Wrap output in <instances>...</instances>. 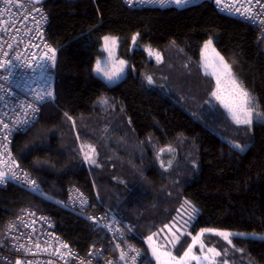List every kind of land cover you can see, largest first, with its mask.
Here are the masks:
<instances>
[{"label":"trees","instance_id":"16d2710c","mask_svg":"<svg viewBox=\"0 0 264 264\" xmlns=\"http://www.w3.org/2000/svg\"><path fill=\"white\" fill-rule=\"evenodd\" d=\"M43 1L57 53L55 96L15 136L13 152L45 192L0 188V240L5 223L29 207L49 214L55 231L86 253L101 237L68 206L72 186L117 216L146 264H154L147 242L154 234L179 257L203 228L264 233V120L237 125L200 64L212 39L264 113L259 30L219 11L215 0L141 8L122 0ZM107 34L118 36V56L129 64L113 84L94 71ZM145 46L161 51L162 61ZM87 144L93 164L84 157ZM168 147L175 156L166 164L160 155ZM168 228L180 237L174 247L161 236ZM205 239L220 252L215 264H264V238Z\"/></svg>","mask_w":264,"mask_h":264},{"label":"built area","instance_id":"2783aa9c","mask_svg":"<svg viewBox=\"0 0 264 264\" xmlns=\"http://www.w3.org/2000/svg\"><path fill=\"white\" fill-rule=\"evenodd\" d=\"M131 8L166 7L175 3L154 0H122ZM216 8L225 15L247 22L259 30L264 41V0H221ZM250 9V13L244 11ZM7 9V10H5ZM45 20H41V17ZM256 17L255 20L250 17ZM51 17L43 0H0V171L7 173L0 188L15 183L38 194L43 184L22 167L13 152L17 134L31 128L39 119L45 102L55 96L56 49L49 37ZM264 43V42H263ZM55 49V59L49 60ZM50 94V95H49ZM8 127L4 128L3 125ZM16 178H12V173ZM35 181L31 184L30 181ZM68 206L86 216L100 241L80 253L55 231V221L44 212L26 208L10 218L0 240L4 264H146L142 249L126 234L117 216L99 209L78 186L68 190ZM39 245V247H37ZM67 245V247H64ZM121 252L124 259L121 260ZM134 257V259H132Z\"/></svg>","mask_w":264,"mask_h":264},{"label":"snow or ice","instance_id":"6c2138e0","mask_svg":"<svg viewBox=\"0 0 264 264\" xmlns=\"http://www.w3.org/2000/svg\"><path fill=\"white\" fill-rule=\"evenodd\" d=\"M37 2H40V0H37ZM129 3H132V0H128ZM154 2H159L161 4L171 2L175 3L177 5H182L188 3V0H154ZM3 3L7 6L11 3H13V0H3ZM216 3L218 5L221 4V0H216ZM7 10V9H5ZM244 11L246 13H250V9L245 8ZM251 19L255 20L256 17L251 16ZM45 17H41V20H45ZM260 23L264 24V20L260 21ZM104 48L109 52L111 55L112 48L116 46L117 39L115 37H108L105 36L104 38ZM212 42L208 41V43L205 45V49L209 48L211 46ZM52 55L48 56L49 60L55 59V49H50ZM214 51V50H213ZM159 59V57H157ZM120 68L119 70H113V71H106L101 68V62L97 61L95 71L97 73H103V75L107 78L108 81H113L115 78H118L120 73L123 71V66L125 65V61L120 60L119 61ZM207 66L213 67V74L217 77V83H216V91L212 93L213 96H215L218 100H221L222 103H224V106L228 108L229 112L231 113L233 121L237 125H247L251 126L253 123V117L255 116L257 119H260L264 117V113H260L256 111L258 105L255 102V98L241 85V83L237 80V78L234 76L232 72L231 66L224 60V57L220 56L219 53H215V57L212 62L206 64ZM226 76L228 78V81L231 85V90L229 93V99H225L221 95V77ZM149 81L151 82V78L149 77ZM50 95V94H49ZM4 128H7L8 125L4 124ZM91 151L94 153L95 149L91 148V146H88ZM237 148H241L240 145H235ZM241 150H243L241 148ZM86 159L90 160L91 163H95L96 161L91 159L90 156L86 155ZM7 176V173L0 171V183H3L5 178ZM12 178H16V173H12ZM31 184H35V181H30ZM185 204L190 205V202L185 201ZM191 206V205H190ZM192 212L194 213L196 211L194 206H191ZM163 231V230H162ZM205 232H215L217 235L222 236L225 240L228 241L229 244L232 243L230 237L233 235L232 233L228 232H216L214 229H203L199 236L193 237V243L188 246L187 250L183 252V255L176 257L172 254L171 251H159V249L154 248L153 252L154 255H156L157 260L159 261V264H190L191 261H196L197 264H201V261H209V264H215V257L220 256V252L217 251L215 248H208L207 254L203 256H199L193 253V248L195 247L196 243L199 242L200 244V251H205V245L200 240V237L204 235ZM190 235V234H189ZM149 241L153 239V237L148 238ZM180 239L179 235L176 233L172 234V239L168 241L167 243L172 244V246H175V243L178 242ZM39 247V245H37ZM64 247H67V245H64ZM166 247V245L164 246ZM120 259H124V253L121 252ZM134 259V257H132ZM17 264H20L18 261Z\"/></svg>","mask_w":264,"mask_h":264},{"label":"rangeland","instance_id":"374dc122","mask_svg":"<svg viewBox=\"0 0 264 264\" xmlns=\"http://www.w3.org/2000/svg\"><path fill=\"white\" fill-rule=\"evenodd\" d=\"M200 0H188V3L186 4H191L193 2H198ZM184 5V4H182ZM105 36H108V37H115L117 39V44L115 47L112 48V52H111V55L109 54V52L107 50H105L104 48V39H103V42H102V46H101V51L102 53L98 56L97 58V61H100L101 62V68L106 70V71H113V70H119L120 68V65H119V61L120 60H123L125 61V65L123 66V71L120 73L119 77L118 78H115L113 81H108L107 78L103 75V73H97L95 71V67H96V63H95V67H94V71L97 75H99L100 77H102L106 82L110 83V84H113V83H116L118 82L120 79H122L124 77V75L127 73L128 71V60L123 58V57H120L118 56V52H117V49H118V44H119V38L118 36L116 35H112V34H107ZM104 36V37H105ZM103 37V38H104ZM208 41H211L212 44L209 48L205 49V45L208 43ZM146 53H147V56L150 58V59H153L155 60L156 62H161L162 59H163V54L161 51L159 50H156L152 47H149V46H145L144 47ZM214 50V51H213ZM215 53H219L220 56L223 57V55L217 50V48L215 47L214 45V42L212 39H208L204 42L202 48H201V55H200V64L202 66V69L210 74L213 78H214V91H216V83H217V77L216 75L213 74V67L211 66H207L206 67V64L210 63L213 61L214 57H215ZM159 57V59L157 58ZM225 60V58H224ZM226 61V60H225ZM227 62V61H226ZM228 63V62H227ZM229 64V63H228ZM230 65V64H229ZM232 72L234 74V76L237 78V80L241 83V85L250 93V91L242 84V82L238 79V77L235 75L233 69H232ZM221 95L227 100L229 99V93H230V90H231V85L228 81V78L226 76H222L221 77ZM251 94V93H250ZM252 95V94H251ZM253 96V95H252ZM254 97V96H253ZM255 98V97H254ZM218 100V99H217ZM220 102V104L223 106V108L227 111L228 115L231 117L232 119V116H231V113L229 112L228 108H226L224 106V103L221 102V100H218ZM255 102L256 104L258 105L256 111L261 112L260 108H259V103H258V100L255 98ZM233 120V119H232ZM264 120V117L260 118V119H257L255 116L253 117V123L256 122V121H263ZM252 123V124H253ZM90 146L89 144L85 145V148H84V157L86 155L90 156L91 159L95 160V152L93 153L91 151V149L88 147ZM92 148V147H91ZM172 156H175V153H174V150L171 148V147H168V148H165L164 150H162L161 152V160L163 163H166V164H169V160L171 159ZM173 158V157H172ZM86 159V158H85ZM86 162L88 164H93L90 162V160L86 159ZM169 229V228H168ZM203 229H214L216 230V232H228V233H232L233 235L232 236H243V237H253V238H264V233H258V232H254V231H241V230H226V229H218V228H203ZM201 229L196 235H194L193 237H196V236H199L200 232L203 230ZM174 232L172 231V229H169L168 231H165L164 234H162V239L164 240H170L172 238V234ZM206 234H209V235H212V234H215V232H205L204 235L202 237H200V240L204 243L205 245V251L204 252H201L200 251V244L199 242L196 243L195 247L193 248V253L196 254V255H199V256H203L205 254H207V249L208 248H215L213 245L209 244L206 239H205V235ZM231 236V237H232ZM151 237H153V239L151 241H149V239H147V242L150 246V253H151V258L154 260V264H159V261L157 260L156 258V255H154V252H153V249L156 248V249H159V251H170L167 246L164 247L166 245V241H161L159 238H160V235H151ZM230 237V238H231ZM193 243V241H192ZM217 250V249H216ZM218 251V250H217ZM173 254V253H172ZM174 255V254H173ZM175 256V255H174ZM178 257V256H176ZM216 258L215 257V262H216ZM190 264H197L196 261H191ZM201 264H209V261H201Z\"/></svg>","mask_w":264,"mask_h":264},{"label":"crops","instance_id":"0c3cea01","mask_svg":"<svg viewBox=\"0 0 264 264\" xmlns=\"http://www.w3.org/2000/svg\"><path fill=\"white\" fill-rule=\"evenodd\" d=\"M35 1H37V0H35ZM177 5V4H176ZM179 6H182V5H179Z\"/></svg>","mask_w":264,"mask_h":264}]
</instances>
